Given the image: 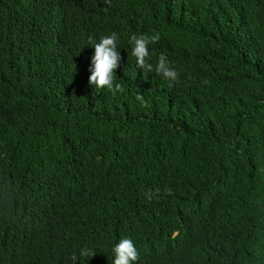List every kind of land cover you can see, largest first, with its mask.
Segmentation results:
<instances>
[{"label": "trees", "instance_id": "1", "mask_svg": "<svg viewBox=\"0 0 264 264\" xmlns=\"http://www.w3.org/2000/svg\"><path fill=\"white\" fill-rule=\"evenodd\" d=\"M113 32L115 95L88 82ZM122 238L133 264H264V0H0V264Z\"/></svg>", "mask_w": 264, "mask_h": 264}, {"label": "clouds", "instance_id": "2", "mask_svg": "<svg viewBox=\"0 0 264 264\" xmlns=\"http://www.w3.org/2000/svg\"><path fill=\"white\" fill-rule=\"evenodd\" d=\"M160 39L159 35L149 36L148 34H141L139 36L133 35L130 42L133 47L131 55L136 59V67L143 71V73H150L153 71V65L149 63L150 53L149 44L156 43ZM117 34L113 32L111 35L102 36L98 43H93L94 54L91 58V67L89 69V84L98 89L107 88L113 95L116 92H123L124 88L120 83L115 82V71L120 66L121 55L117 51ZM155 72L161 75L168 81H176L178 79V72L171 66L168 58L161 54L155 66ZM136 99L144 103L141 93H137ZM152 198L151 195L148 197ZM115 254L113 264H133L139 259V253L130 238H122L112 249ZM80 256H93L92 250L82 249ZM73 264L77 260V256L73 254L71 257Z\"/></svg>", "mask_w": 264, "mask_h": 264}]
</instances>
